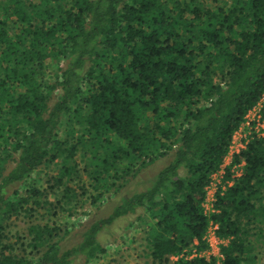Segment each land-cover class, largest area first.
I'll list each match as a JSON object with an SVG mask.
<instances>
[{
    "label": "trees",
    "instance_id": "trees-1",
    "mask_svg": "<svg viewBox=\"0 0 264 264\" xmlns=\"http://www.w3.org/2000/svg\"><path fill=\"white\" fill-rule=\"evenodd\" d=\"M263 96L264 0H0V264L90 263L131 215L150 264H255L264 136L223 163ZM148 167L140 190L63 246L67 216ZM46 206L58 220L36 216ZM212 224L218 258L202 254Z\"/></svg>",
    "mask_w": 264,
    "mask_h": 264
},
{
    "label": "rangeland",
    "instance_id": "rangeland-1",
    "mask_svg": "<svg viewBox=\"0 0 264 264\" xmlns=\"http://www.w3.org/2000/svg\"><path fill=\"white\" fill-rule=\"evenodd\" d=\"M243 133H238L236 135V141H240V136ZM231 162L230 156L226 157L223 167L227 166ZM163 163H156L155 169L161 166ZM158 167V168H159ZM48 172L50 174H55L53 169H46L43 173ZM221 173V172H220ZM152 167H148L141 173V176L131 183H129L125 188L121 189V192L109 199L106 203L101 205L98 209H95L94 206L89 205L88 203L83 204L78 207L74 214L67 216L66 221L70 222V224H74L75 228L72 229V232L68 235V237L64 240L63 246H72L80 239V233L84 226L89 225L93 219L102 218L107 216L111 211L112 207L119 203V197L122 193H130L135 190H140L142 188L141 185H138V182L147 181L151 179L153 176ZM216 178L213 180L212 188H210L209 198H211V194L215 191L216 185L222 179V176L214 175ZM41 177L44 182L48 178V175L44 174ZM86 179V178H85ZM41 183V182H40ZM143 184V182H142ZM52 210L49 206L39 209V214L36 215L41 221L45 222L49 218L56 219L54 216H50ZM41 214V215H40ZM74 215V216H73ZM59 218V215L57 216ZM80 217V221L79 218ZM133 219V216H129L127 218L119 219L114 225L109 226L106 233H104V243L107 244L108 251L101 258L94 259L90 263L87 264H150V258L146 257L145 244L142 239V234L140 233V228L138 226H129L128 221ZM11 221L13 231L19 228L24 227L23 219ZM27 221V220H25ZM78 226V227H77ZM82 226V227H81ZM77 227V228H76ZM75 229V230H74ZM212 247V248H211ZM209 246L208 250L202 252V254H206V256H214L213 253H217L219 250V244L213 243V246ZM116 249L118 252H116ZM219 256V255H218ZM217 257V255L215 256ZM255 264H264V243L258 248V252L256 254V262Z\"/></svg>",
    "mask_w": 264,
    "mask_h": 264
},
{
    "label": "built area",
    "instance_id": "built-area-1",
    "mask_svg": "<svg viewBox=\"0 0 264 264\" xmlns=\"http://www.w3.org/2000/svg\"><path fill=\"white\" fill-rule=\"evenodd\" d=\"M264 103V96L261 98V100L259 101V103L254 106L245 116V121L242 123V125L240 126L239 130L235 133L234 137H233V142L232 145L230 147V151L228 153V156H230L233 152H237L240 148L244 147L245 143L241 141L242 138H244L247 141V136L251 134L252 131H256L259 135L264 136V120H260V114H259V109L261 108L262 104ZM238 133H243L240 136V141H236V135ZM226 159V158H225ZM222 173V171H220ZM236 174H239V172H237ZM217 175V174H215ZM218 176V175H217ZM216 177L213 176V180ZM217 185V184H215ZM213 182L210 184V187H208L207 189V194H206V199L204 202V206L206 207V209H211L212 208V201L214 200V194L216 192V188L215 191L213 192V194H211V198H209V192H210V188H212ZM217 228L216 224H212L211 226H209L207 233H206V241L208 242V245L211 247L213 246V243H217V244H222L225 243L226 240H221L217 237L216 233H215V229ZM212 248V247H211ZM214 256L217 255V258L220 257V253L219 250L217 253H213ZM204 255L206 256V254L204 253ZM219 255V256H218ZM208 257V256H206Z\"/></svg>",
    "mask_w": 264,
    "mask_h": 264
}]
</instances>
